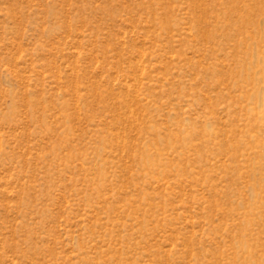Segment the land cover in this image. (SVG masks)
Segmentation results:
<instances>
[{
    "label": "rangeland",
    "instance_id": "1",
    "mask_svg": "<svg viewBox=\"0 0 264 264\" xmlns=\"http://www.w3.org/2000/svg\"><path fill=\"white\" fill-rule=\"evenodd\" d=\"M0 264H264V0H0Z\"/></svg>",
    "mask_w": 264,
    "mask_h": 264
}]
</instances>
